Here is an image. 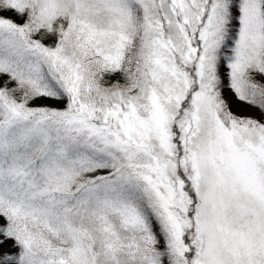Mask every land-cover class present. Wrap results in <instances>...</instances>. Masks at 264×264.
<instances>
[{"label":"snow or ice","instance_id":"snow-or-ice-1","mask_svg":"<svg viewBox=\"0 0 264 264\" xmlns=\"http://www.w3.org/2000/svg\"><path fill=\"white\" fill-rule=\"evenodd\" d=\"M0 264H264V0H0Z\"/></svg>","mask_w":264,"mask_h":264}]
</instances>
